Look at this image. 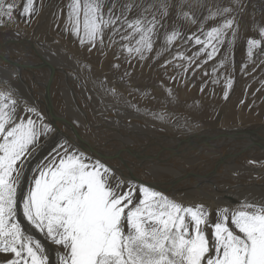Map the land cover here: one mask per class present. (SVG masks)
I'll return each instance as SVG.
<instances>
[{
    "label": "snow or ice",
    "instance_id": "1",
    "mask_svg": "<svg viewBox=\"0 0 264 264\" xmlns=\"http://www.w3.org/2000/svg\"><path fill=\"white\" fill-rule=\"evenodd\" d=\"M18 7L25 22L38 11L35 0H0V26L16 22ZM205 8L196 32L184 37L175 23L168 29L170 15L195 25ZM247 9L246 0H69L65 30L89 44V51L105 47L107 32L108 47L120 42L128 63L154 50L159 59L178 43L199 46L192 55L178 48L162 65L184 74L202 68L227 43L212 68L216 83L218 69L232 62ZM217 18L218 24L204 29V22ZM161 29V47L154 49ZM252 30L259 38H247L249 60L264 46V26L254 21ZM232 84L227 78L225 88ZM56 131L11 81H0V254L10 256L2 264H264V203L245 199L235 209L218 208L213 220L203 204L184 205L145 184L125 182L67 136L53 137ZM50 141L53 146L29 175Z\"/></svg>",
    "mask_w": 264,
    "mask_h": 264
},
{
    "label": "bare ground",
    "instance_id": "2",
    "mask_svg": "<svg viewBox=\"0 0 264 264\" xmlns=\"http://www.w3.org/2000/svg\"><path fill=\"white\" fill-rule=\"evenodd\" d=\"M59 1L53 4L48 1V7L38 15L37 24L33 26V34L0 31V81H11L24 100L38 107L46 122L56 124L53 137L67 136L78 149L104 160L125 182L148 183L172 199L201 203L212 209L237 208L235 202L245 199L264 203V167L261 166L264 163V120L255 116L262 109L256 107L255 113L249 115L246 111L252 104L241 105L242 90L249 87V94H256L260 83L251 82V85L250 80L264 72V63L244 84L240 83L242 90L225 98L227 89H223L219 80L230 72V64L226 69H218V82L209 83L210 89L201 86L204 81L214 79L212 68L222 54L195 73L190 70L184 74L181 69L168 65L158 79V70L148 65V57L143 61L133 58L130 63L125 62L127 53L115 49L116 44L106 47V42L103 49L97 44L89 51V44L81 45L68 31L81 48L87 49L84 57L88 60L81 61L69 39L59 37L56 44L49 42L48 36L54 32L52 16ZM62 17L57 18L66 31V20ZM23 22L26 28L27 22ZM14 25L6 22L5 28ZM251 27L246 30H252ZM185 46L181 51H187L189 47ZM118 52L119 59L116 58ZM102 53L106 56L102 57ZM114 64L119 68L113 67ZM205 71L208 75L204 76ZM111 74H115V80ZM190 74H194L191 79ZM171 77H175V81ZM119 81L126 83L124 87L137 93L139 99H145L132 101L128 92L125 105L109 97L104 87L117 93ZM256 98L260 101L264 98V84ZM218 111L222 112L221 119ZM191 115L202 119L199 121ZM52 145L50 141L42 149L35 163ZM34 234L46 247H51L39 233Z\"/></svg>",
    "mask_w": 264,
    "mask_h": 264
},
{
    "label": "rangeland",
    "instance_id": "3",
    "mask_svg": "<svg viewBox=\"0 0 264 264\" xmlns=\"http://www.w3.org/2000/svg\"><path fill=\"white\" fill-rule=\"evenodd\" d=\"M35 1H37V3L35 2V7L38 9V11H37V13L31 18V20L29 21V22H27V27L26 28H24L25 26L23 25L24 24V22L23 21H25L23 18H21L20 16H19V10H21L19 7L16 9V14H18V15H15V21H16V23H14L15 25L12 27V26H10V27H8V28H5V26H3V28H0V31H16V32H27V33H29V34H33V26H35L37 23V20H38V15L40 16L42 13H43V10H45L47 7H48V5L49 4H53V3H55V0H41V1H38V0H35ZM46 1H47V3H46ZM50 3H49V2ZM16 2H17V4H21V2H22V0H20V2H18V0H16ZM40 2V3H39ZM44 2V3H43ZM63 2V3H62ZM246 2L248 3V9H247V13L242 17V18H240L239 19V24H240V29H239V34H238V38H237V40H236V42H235V44L233 45V48H232V53H233V57H232V62L230 63V72H226V73H224V75L223 76H220V80H219V82L221 83V86H223L224 88L223 89H225V84H226V79L227 78H231L232 80H233V83L234 84H232V90H231V88L230 89H227V91L229 92L228 93V96H227V98H230V97H232L236 92H238V90H242V87H241V85L242 84H244L250 77H252L253 76V74H255L256 72H258L259 71V67L261 66V61H264V46H262L261 48H258V49H254L253 51H254V55H253V57L251 58V60H249V58L247 57V43H246V41H247V38H249V37H253V38H259V36H258V33L257 32H255V31H253V30H250L249 29V31H247L246 30V27H250L251 25H253V22L255 21L257 24H259V25H261V26H264V0H246ZM43 3V4H42ZM49 3V4H48ZM67 4H68V1L67 0H60L59 1V3H58V5H56V7H55V9H54V13H53V27H54V32H53V35L51 36V35H49L48 36V38H49V40H51V41H49V42H54L55 44H56V42L58 41L57 39L59 38V37H63V38H65V39H69V43L72 45V46H74V48H75V51H77V56H78V58L81 60V61H84V60H88L86 57H84V52H87V49L85 48V47H80L78 44H77V42H75V39H73L72 38V36L70 37V34H69V32L68 31H64V28H63V26H62V23L60 22V18H57L58 17V15H63V17H62V20H66L67 19ZM38 5V6H37ZM44 5V6H43ZM60 5H61V8H59L58 9V7H60ZM63 5V6H62ZM109 5H110V0H109ZM43 6V7H42ZM65 6V7H64ZM63 7V8H62ZM106 7H107V5H106ZM59 10V11H58ZM61 10H64L63 12L61 11ZM66 10V11H65ZM58 11V13L56 14V12ZM38 12H41V13H38ZM62 12V13H61ZM250 12V13H249ZM63 13H65V14H63ZM208 14V11H207V9L205 8L204 10H202V11H199L198 13H197V16H198V23L197 24H195V25H193V24H190V23H188V22H186V21H183V20H176V18H175V15L173 14V15H170L169 16V18H168V21H167V27H168V29H170V28H172V26L173 25H170L173 21H174V23L177 25V27L178 28H180V31L182 32V34H183V36L184 37H187L189 34H191V33H193V32H196L198 29H199V27H200V21L201 20H203V17L204 16H206ZM133 15H134V13H133ZM56 16V17H55ZM18 17V18H17ZM34 17H36L35 19H34ZM66 17V18H65ZM247 17V18H246ZM173 18H175V19H173ZM55 20V21H54ZM263 20V21H262ZM22 21V22H21ZM34 21V22H33ZM7 21H5V23H6ZM171 22V23H170ZM220 22V19L219 18H217V19H209V20H207L206 22H204V29L205 30H208V29H210L212 26H215L216 24H218ZM10 24H13V23H10ZM56 24L58 25V26H56ZM179 24V25H178ZM30 25V26H29ZM28 26H29V28H28ZM32 26V27H31ZM180 26V27H179ZM0 27H2V26H0ZM12 27V28H11ZM56 27L58 28V29H56ZM183 27V28H182ZM252 28V27H251ZM9 29V30H8ZM25 29V30H24ZM29 29V30H28ZM62 29V30H61ZM171 30V29H170ZM13 31V32H14ZM30 31V32H29ZM245 31H247V32H245ZM61 32H63V33H61ZM106 34H107V32H106ZM63 35V36H62ZM57 36V37H56ZM163 36H164V29H161V31H160V33H159V39L157 40V42H156V44H155V46H154V49H159L160 47H161V42H162V40H163ZM67 37V38H66ZM55 38V39H54ZM57 38V39H56ZM35 39V38H34ZM117 39V41H119V38L117 37L116 38ZM33 41H36V40H33ZM74 41V42H73ZM64 42H65V40H64ZM105 42L106 43H108V40H107V36L105 35ZM118 45V46H117ZM120 42H118V43H116V47H115V49L116 48H118V49H120ZM181 44H176V45H174L172 48H171V50L170 51H168V52H165L164 53V55L161 57V58H159V59H154V57L156 56V51L154 50L153 52H151V53H149L148 54V60H149V64L148 65H150V67H153L154 69H156V70H158V79H160V77H159V74L165 69V67H162V65H160L159 63L161 62V61H165V60H168V58L170 57V55L172 54V53H174V52H176L177 51V49L179 48L180 50L182 49V46L184 47L185 45V47H189L188 49H187V51L185 52V54L186 55H192V53L194 52V51H197L198 49H199V46H195V45H192L191 43H188V44H183V45H181ZM262 45H264V42H262ZM67 47V46H66ZM106 47H108V45L106 46ZM112 47V46H111ZM114 47V46H113ZM228 48V45H227V43H225L224 44V46L221 48V53L220 54H223V51L225 50V49H227ZM70 50V49H69ZM84 50V51H83ZM194 50V51H193ZM173 51V52H172ZM82 52V53H81ZM106 53H102V57L103 56H106L105 55ZM220 54L219 55H217L218 57L220 56ZM82 59H81V58ZM202 58H200V59H204V56H201ZM84 58V59H83ZM217 58V57H216ZM175 63V62H174ZM205 65V64H204ZM244 65H246L247 67H246V70H244V71H242L241 69H242V67L244 66ZM170 67H174L172 64H170ZM203 67V66H202ZM231 71H233V72H231ZM249 72H252V73H249ZM262 73H264V72H260L259 73V77H256V78H254L253 79V81L252 80H250V84L251 85H253L254 84V82H255V84H256V81H257V83H260V84H264V74H262ZM263 75V76H262ZM111 77H112V79L113 80H115V78H116V76H115V74H111L110 75ZM205 76V75H204ZM110 77V78H111ZM190 79L191 78H193L194 77V74H190ZM248 77V78H247ZM161 78H167V76H162ZM245 79V80H244ZM259 81H258V80ZM243 81V82H242ZM120 82V81H119ZM118 82V84H120L119 85V87L117 88V93L115 94V95H113V93H111L110 91H108L109 89H106V87H104V91H105V93L109 96V97H112V98H114L116 101H118V102H120V103H125V105H126V98H125V95H126V97L128 96V90L125 88L126 87V83L124 84L123 82H120L119 83ZM253 84H252V83ZM216 84V83H213L212 81H204L202 84H201V86H203V87H207L208 89H210V86L208 85V84ZM240 83H241V85H240ZM123 84V85H122ZM259 84V86H258V91L256 90V94L260 91V89H262V86H263V84L262 85H260ZM124 85H125V87H124ZM249 85V84H248ZM238 86H239V88H238ZM122 87H124V88H122ZM238 89H237V88ZM260 87V88H259ZM237 89V90H236ZM126 90V91H125ZM247 90V91H246ZM246 90H242V94H244V99H243V102H242V104L241 105H246L245 103H250V104H252L251 106H249V108H248V112L246 111V113H249V115H252V112L254 111V109L256 108V107H261V109L262 110H260L259 111V113L257 112L256 114L257 115H255L256 117H259V118H261L262 120H264L263 118H264V115H263V113H264V108H262V107H264V104L262 105V101H263V99L264 98H262L261 99V101L259 100V99H257L256 98V94H253L254 96H252V95H250L249 94V87L246 89ZM108 91V92H107ZM223 91V90H222ZM245 91V92H244ZM133 92V93H132ZM121 93V94H120ZM130 94L129 95H131V100L133 101L134 100V98L136 99V100H139V101H143L145 98L144 97H142V98H140L139 99V97L137 96V93H135L134 91H130L129 92ZM225 93V92H224ZM118 94V95H117ZM122 94H124V96L122 95ZM134 94V95H133ZM230 95V96H229ZM134 96V97H133ZM213 96V95H212ZM250 96H252V97H250ZM129 97V96H128ZM136 97H138V98H136ZM245 97L247 98V99H245ZM255 98H256V100H255ZM255 101V102H254ZM258 102V103H257ZM260 102V103H259ZM244 103V104H243ZM254 103H255V105H254ZM30 105H33V104H30ZM257 105V106H256ZM262 105V106H261ZM127 106H128V104H127ZM240 105H238L237 104V108L239 107ZM158 107H159V105H158ZM262 112V113H261ZM218 113V115L220 116V119L222 118V112H217ZM221 113V114H220ZM253 113H255V112H253ZM191 116H193V117H196L199 121L202 119V118H200L198 115H191ZM163 117H167V116H163ZM45 121V120H44ZM177 122H178V120H177ZM45 123H48V122H46L45 121ZM49 124L53 127V128H55L56 129V124H54V123H51V122H49ZM212 125H214V124H212ZM215 126V125H214ZM213 126V127H214ZM183 128V127H182ZM182 128H180V129H182ZM211 128V127H210ZM186 129V127H184L183 128V130H185ZM53 146V145H52ZM51 148V147H50ZM50 149H48L47 151H46V153L43 155V156H40V159H42L45 155H47V153H48V151H49ZM42 150H41V153H40V155L42 154ZM35 161H36V158L32 161V164L29 166V170H30V168L32 167V166H34V163H35ZM115 172V171H114ZM30 175V174H29ZM153 189H155V190H158V189H156V188H153ZM163 194H165V195H167V196H170V195H168V194H166V193H163ZM171 198V197H170ZM174 199V198H173ZM174 200H176V201H178V202H181L182 204H184V205H196V204H201V203H194L193 204V202H187V201H182V200H180V199H174ZM185 202H186V204H185ZM235 203H239V202H235ZM203 205H205V204H203ZM206 207H207V209L211 212V219H213V220H215V216H216V211H217V209L218 208H213L212 209V207L211 206H209V205H205ZM229 208L230 209H235L236 208V206H234V207H230L229 206ZM38 238V237H37ZM52 247V246H51ZM2 257H3V259H2ZM5 257V258H4ZM8 258H10V256L9 255H5V254H0V264H2V262L4 261V260H6V259H8ZM54 259V258H53Z\"/></svg>",
    "mask_w": 264,
    "mask_h": 264
},
{
    "label": "water",
    "instance_id": "4",
    "mask_svg": "<svg viewBox=\"0 0 264 264\" xmlns=\"http://www.w3.org/2000/svg\"><path fill=\"white\" fill-rule=\"evenodd\" d=\"M102 160H103V159H102ZM103 162H105V161L103 160ZM105 163H106V162H105ZM107 165H108V164H107ZM133 178H134L133 180H135L136 177H133ZM135 181H138V180H135ZM140 182H141V181H140ZM143 183H145V182H142V184H143ZM147 184H148V183H146L145 185H147ZM148 186H150V184H148ZM151 187H153V186H151ZM34 235L37 237L36 234H34Z\"/></svg>",
    "mask_w": 264,
    "mask_h": 264
}]
</instances>
